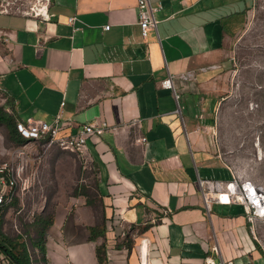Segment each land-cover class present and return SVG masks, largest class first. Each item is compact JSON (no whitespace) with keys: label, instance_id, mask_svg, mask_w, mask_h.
<instances>
[{"label":"crops","instance_id":"obj_1","mask_svg":"<svg viewBox=\"0 0 264 264\" xmlns=\"http://www.w3.org/2000/svg\"><path fill=\"white\" fill-rule=\"evenodd\" d=\"M151 4L145 38L136 0H51L45 22L0 14V106L16 120L59 113L65 134L108 125L86 142L91 193L56 210L31 264H264L242 206L207 210L197 185L232 176L217 144L216 81L249 0Z\"/></svg>","mask_w":264,"mask_h":264},{"label":"rangeland","instance_id":"obj_2","mask_svg":"<svg viewBox=\"0 0 264 264\" xmlns=\"http://www.w3.org/2000/svg\"><path fill=\"white\" fill-rule=\"evenodd\" d=\"M228 51L231 64L219 71L216 81L221 86L216 130L221 160L232 175L264 186V0H249L244 22L232 34ZM0 166L17 175L11 204L0 207V229L9 237L21 236L30 251V239H36L30 226L34 218L52 216L68 206L76 192L91 193L93 186L90 164L75 152L45 148L41 141L16 144L2 123ZM250 225L264 253V221Z\"/></svg>","mask_w":264,"mask_h":264},{"label":"built area","instance_id":"obj_3","mask_svg":"<svg viewBox=\"0 0 264 264\" xmlns=\"http://www.w3.org/2000/svg\"><path fill=\"white\" fill-rule=\"evenodd\" d=\"M51 0H0V14L17 15L23 17L35 18L40 21H48L52 17L50 12ZM157 7L152 6L151 0H136L137 24L140 33L145 38L150 30H156V20L154 11ZM74 16L68 18V23L72 24ZM109 26H104L108 29ZM4 40H6L4 38ZM185 78H193L192 72H186ZM170 78L161 82L164 88H171ZM61 115L58 113L52 122H46L33 117H27L23 120H16V130L25 139L29 141H41L45 148L57 146L63 150L75 152L85 161H88L86 152L87 139L93 135L102 134L108 127L105 121L99 123H88L72 134L61 133ZM135 125L138 120H134ZM145 141V137L138 139ZM16 173V169H15ZM18 174V172H17ZM17 175L14 171L8 174L7 168L0 166V207L8 206L13 200L11 192L12 186L16 184ZM24 183V180L21 182ZM197 185L201 192L204 206L209 210V204L215 200L219 203H236L242 206L247 220L252 224L255 220L264 221V186L255 183L249 179H240L234 175L230 179H197ZM225 194L227 200L224 202L220 196ZM207 264H214L207 261ZM220 264H232L231 261L221 262Z\"/></svg>","mask_w":264,"mask_h":264},{"label":"trees","instance_id":"obj_4","mask_svg":"<svg viewBox=\"0 0 264 264\" xmlns=\"http://www.w3.org/2000/svg\"><path fill=\"white\" fill-rule=\"evenodd\" d=\"M0 123L4 124L7 130L8 138L16 143L22 144L27 141L16 130V119L13 115L0 106ZM78 194V192H76ZM53 215H37L30 224L36 233V239L32 238L31 248L38 249L40 253H44L43 234L47 227L52 223ZM2 222V214H0V225ZM1 228V227H0ZM30 249L27 242L21 239V236L9 237L0 229V264H31Z\"/></svg>","mask_w":264,"mask_h":264},{"label":"bare ground","instance_id":"obj_5","mask_svg":"<svg viewBox=\"0 0 264 264\" xmlns=\"http://www.w3.org/2000/svg\"><path fill=\"white\" fill-rule=\"evenodd\" d=\"M220 199L225 202L227 200V196L223 194L220 196ZM142 255H143V262L145 263V246L142 247Z\"/></svg>","mask_w":264,"mask_h":264}]
</instances>
